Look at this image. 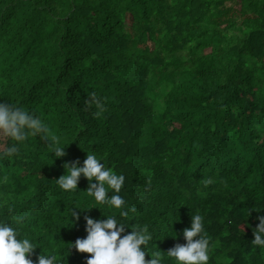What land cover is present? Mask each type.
I'll use <instances>...</instances> for the list:
<instances>
[{"label": "trees", "instance_id": "16d2710c", "mask_svg": "<svg viewBox=\"0 0 264 264\" xmlns=\"http://www.w3.org/2000/svg\"><path fill=\"white\" fill-rule=\"evenodd\" d=\"M0 96L64 148L56 158L30 136L0 161V221L56 264H87L70 244L86 238L85 217L107 219L86 178L75 193L55 182L87 154L124 175L134 211L121 235L147 225L163 264L197 213L209 264H264L252 244L264 216V0H0Z\"/></svg>", "mask_w": 264, "mask_h": 264}, {"label": "clouds", "instance_id": "9594fccd", "mask_svg": "<svg viewBox=\"0 0 264 264\" xmlns=\"http://www.w3.org/2000/svg\"><path fill=\"white\" fill-rule=\"evenodd\" d=\"M85 104L89 107L95 105V115L102 112V104L94 94L88 97ZM30 136H39L41 140L57 145L53 151L56 158L65 156L64 148L58 146L57 137L51 135L47 123L40 116L12 102H0V161L19 157L22 145ZM101 161L95 155L87 154L83 166H80L78 161L65 163L66 173L55 180L60 190L75 193L78 191L81 176L86 178L89 182L86 191L88 196L92 197L96 205L103 206L95 208H100L107 217L102 220L85 217L86 238L77 239L74 244H70V248L91 254L87 264H163L164 256L160 251L151 253L147 249L149 241L153 239L147 225L135 224L130 233L121 235L125 232L121 221L134 209L127 208L125 199L120 195L125 183L124 175L106 167ZM73 208L71 217L78 220L79 217ZM91 208L94 207L88 209ZM105 209L116 210L121 219H118L115 213L105 215ZM12 220L15 225H21L23 217L13 216ZM253 232L252 244L264 250V216L259 217V224ZM183 235L186 244H177L166 256L174 260L175 264H209L211 245L205 232L204 217L199 213L192 215L191 227L185 229ZM36 248L42 249L37 264H56L55 254H48L35 242L21 237L19 227L0 221V264H33L28 257ZM146 254L151 255L150 260H146Z\"/></svg>", "mask_w": 264, "mask_h": 264}]
</instances>
